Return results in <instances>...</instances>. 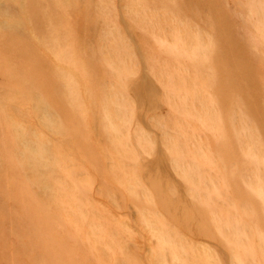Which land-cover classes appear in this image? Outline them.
Instances as JSON below:
<instances>
[{
  "label": "rangeland",
  "instance_id": "1",
  "mask_svg": "<svg viewBox=\"0 0 264 264\" xmlns=\"http://www.w3.org/2000/svg\"><path fill=\"white\" fill-rule=\"evenodd\" d=\"M0 264H264V0H0Z\"/></svg>",
  "mask_w": 264,
  "mask_h": 264
}]
</instances>
